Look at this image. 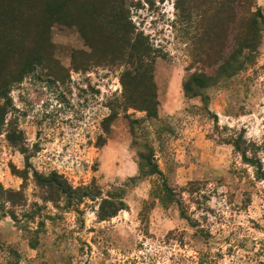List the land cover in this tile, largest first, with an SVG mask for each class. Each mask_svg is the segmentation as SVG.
Listing matches in <instances>:
<instances>
[{"label":"rangeland","instance_id":"1","mask_svg":"<svg viewBox=\"0 0 264 264\" xmlns=\"http://www.w3.org/2000/svg\"><path fill=\"white\" fill-rule=\"evenodd\" d=\"M202 1L132 0L123 6L130 28L158 50L154 63L145 60L154 68L158 118L143 125L154 137L155 129L167 128L156 159L168 185L177 191L197 187L194 195L182 194L189 217L178 203L155 198L161 178L139 173L129 121L146 113L124 103L121 77L128 63L111 58L117 44L105 46L104 22L93 19L95 9H110L94 1L78 24L62 20L37 28L28 46L42 54L39 64L2 97L0 181L21 196L0 205V264H264V18L257 53L243 51L246 68L221 76L201 96L187 97L188 75L215 69L213 57L200 61L193 55L222 40L214 37L215 27L206 32L204 46L196 40L203 20L216 23L208 14L203 18ZM231 3L222 18L227 33L230 13L239 12L236 21L245 22L252 10L264 14V0H237L233 11ZM1 18L11 23L8 14ZM19 21L24 27L27 20ZM3 27L5 39L13 29ZM104 50L102 63L89 62L87 55ZM128 52L138 61L137 51ZM0 54L2 80L11 73V56L20 53L9 44L0 45ZM112 114L106 132L102 124ZM11 125L22 131L16 146L7 138ZM35 172H57L73 186H93L101 194L67 207L64 198L47 197ZM112 192H122L126 206L102 220V198Z\"/></svg>","mask_w":264,"mask_h":264},{"label":"trees","instance_id":"2","mask_svg":"<svg viewBox=\"0 0 264 264\" xmlns=\"http://www.w3.org/2000/svg\"><path fill=\"white\" fill-rule=\"evenodd\" d=\"M34 1L36 3H34L33 0H0V33L2 29H4L3 25H5V28L13 29V32L6 35L5 39H2L5 35L3 37L0 36V45L9 46L10 44L20 53L17 57H14L13 55L11 56L10 63H12V70L9 71L11 73L4 74L5 77L2 80L0 79V132L3 130L5 121L4 116L6 114L5 106L1 105L2 97L7 95L14 84L21 82L24 75L30 68L36 64H39V59L42 54L34 51L37 49L35 44L32 45V47L28 46L30 43L35 41V38L38 37L39 33L37 36H34L37 28L40 27V25L45 27V22L54 25L56 23L58 24L63 22L62 20L78 24L81 22L79 14L82 11L86 14H91V11L88 9L91 8L93 2L95 1L96 3H101L103 4V7L109 8L110 10L104 11L98 8L95 9L93 19L97 22H101V20H103L105 23L101 24V27L105 29L108 34V39L105 38V46H108V44L112 43L114 45L117 44V48L115 49L117 53L113 54L111 58L114 60H122L123 62L125 61L128 63L129 67L124 71L121 77L122 84L126 89V94H124L126 99L124 103L127 105L130 104L136 110L146 113L145 118H136L129 121L131 132L134 137V144L139 147V173L142 177L158 176V178H161L162 181L156 183L155 189H153L155 198L159 199L164 204L178 203L182 211L181 214L184 217H189L188 207L184 203L182 194L183 191H186L191 195H194V193L197 192V187L194 183H192L188 189L177 191L168 185L164 173L160 168L159 162L156 159L158 152L157 141L161 139L162 132L167 128L162 127L161 131L155 129L154 137L150 134L148 127L143 125L144 121L150 122L152 119L158 118L159 101L156 84L154 81V68L152 65L145 63V60L154 63L158 57V50H156L154 46L149 41H147L142 32L135 33L134 29L132 30L130 28L126 15L124 17L123 6L125 3H129L132 0ZM179 2H181V0H179ZM202 2L205 4V6L208 5V7L204 6V10L202 11L204 12L203 18L205 19L209 15V18L211 20H215L216 23L209 25L204 23L203 20L197 26L198 28L196 31L198 34L196 40L201 39L203 42H205L201 44L204 46L206 42H209V40L205 37L208 36L206 32L210 31V29L213 27L216 28L214 37L216 39L222 40L221 42H216V45L209 47L206 51H202L199 48L201 53L193 55L196 58H199L200 61L202 60V57H213V65L215 66V69L211 72H209V70H200L190 73L183 84V88L187 97L201 96L203 95L204 89L216 82L221 76L233 75L238 73L240 70L245 69L248 64L241 59L243 57L247 59V56L243 54V51L247 49L255 55L257 53V45L262 38L261 21L264 18V14L262 13L261 9H257L256 11L252 10L249 13L247 22H245L244 17L240 18L239 21H236L237 18H235V15H240L239 12H232V14L230 13L231 28L227 33V24L222 20V18L225 7H228L231 3L230 0L228 1L229 5L225 0H203ZM232 2L233 4H231L233 11L235 10L234 5L237 0H233ZM251 3H253V0H251ZM34 6H36V9L39 7V9L29 13L32 9H35ZM4 13L6 15L8 14V16L11 18V23H7L6 20L2 23L1 16ZM20 13L22 14L19 15ZM33 17H37V20H33V22H31L29 19H32ZM25 18L27 21L23 27V24H20L19 19L25 21ZM243 22L247 26L246 32L242 30L245 26L243 25ZM12 24H14V26ZM82 24L87 25L85 21H82ZM232 27L234 31L232 30ZM29 28L33 31V33L28 31ZM23 29L27 30V32L25 30L23 32ZM201 33L202 35H199ZM88 43L92 44V41L90 40ZM120 48L121 53H119ZM129 48L131 50L133 49L134 52H138V61L136 53L133 55L129 54ZM108 49H110V46ZM126 54L127 57L125 56ZM107 55L108 53L104 50L102 54L100 53V55H98V57L91 54L87 56L90 57L89 62H93L94 60L96 63H102L107 58ZM0 56H2V54H0ZM84 64H87V62H84ZM89 64L90 63H88V65ZM49 70L51 75L60 77L55 69ZM114 117L115 116L112 114L104 119L102 125L106 132L109 131L111 121L114 119ZM7 134L8 140H10L14 145L16 139L21 136L22 131H19L16 126L11 125ZM100 138H102V136H100ZM23 149L24 146L22 147V150ZM26 174L27 172H25L22 176L27 178ZM35 178L38 181V184H40V186L45 189L47 197H50L53 201L58 202L61 200V198H64L67 201V207L73 204H78L87 197H96L98 194H101V192L93 186L85 185L75 187L69 183L63 175H60L57 172H52L49 176H44L38 172H35ZM16 193L15 194L17 196H21L20 192ZM121 193L112 192L102 198V202L98 211V216L100 219L106 220L111 218L117 215L120 210L125 208L126 203L122 199ZM15 194L12 191L5 189L2 182L0 181V205H4L8 200L13 199ZM31 217L32 215H30V218Z\"/></svg>","mask_w":264,"mask_h":264}]
</instances>
